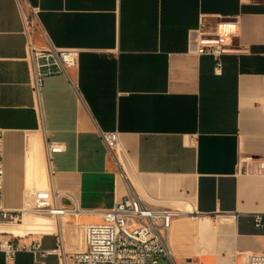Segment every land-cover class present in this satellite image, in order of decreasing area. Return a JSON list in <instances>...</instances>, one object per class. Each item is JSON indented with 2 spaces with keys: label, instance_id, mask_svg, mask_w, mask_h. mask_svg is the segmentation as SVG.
Listing matches in <instances>:
<instances>
[{
  "label": "crops",
  "instance_id": "1",
  "mask_svg": "<svg viewBox=\"0 0 264 264\" xmlns=\"http://www.w3.org/2000/svg\"><path fill=\"white\" fill-rule=\"evenodd\" d=\"M32 8L37 45L45 34L79 51L38 94ZM222 21L240 51L216 74L195 39ZM106 131L118 132L115 152ZM0 140L6 208L45 189L86 211L27 215L5 226L15 243L82 250L84 226L135 193L178 213L167 243L179 264H247L243 253H264V0H0ZM53 141L65 150L50 153ZM58 253H0V264H59Z\"/></svg>",
  "mask_w": 264,
  "mask_h": 264
},
{
  "label": "built area",
  "instance_id": "2",
  "mask_svg": "<svg viewBox=\"0 0 264 264\" xmlns=\"http://www.w3.org/2000/svg\"><path fill=\"white\" fill-rule=\"evenodd\" d=\"M37 13L34 8L27 13L28 24V54L34 61L32 85L38 94L46 76L65 73L78 63L79 51L74 48H59L43 34V44L34 42ZM233 21H222L215 29L199 30L195 39L196 52L200 55L214 57L216 74L223 72V56L236 54L240 49L233 44L232 38L236 33ZM107 147L115 152L119 147L117 131L103 132ZM48 150L63 152L65 145L62 142L48 143ZM259 172H264V159L258 162ZM4 179L5 162L3 144L0 140V253L9 261L16 258L20 251H29L34 254L47 255L58 253L62 247L45 250L38 240L29 243H15L11 237V230L6 225H20L27 215H64L72 213L79 215L82 210L79 206L67 208L58 202L61 192L52 190L35 191L26 198L20 209H10L4 206ZM98 213V212H97ZM101 221L87 223L84 226L85 247L82 250L66 253L59 252V264H179L167 243V235L172 220L178 213L172 209L155 208L147 205L135 193H130L107 210L98 213ZM257 227H264V215H256ZM247 264H264V253H243Z\"/></svg>",
  "mask_w": 264,
  "mask_h": 264
}]
</instances>
